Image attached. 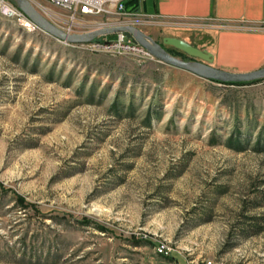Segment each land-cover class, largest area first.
<instances>
[{
	"label": "rangeland",
	"instance_id": "1",
	"mask_svg": "<svg viewBox=\"0 0 264 264\" xmlns=\"http://www.w3.org/2000/svg\"><path fill=\"white\" fill-rule=\"evenodd\" d=\"M29 1L64 31L63 10ZM132 26L201 62L162 44L174 31ZM86 43L0 14V264H264V78L224 85Z\"/></svg>",
	"mask_w": 264,
	"mask_h": 264
},
{
	"label": "crops",
	"instance_id": "2",
	"mask_svg": "<svg viewBox=\"0 0 264 264\" xmlns=\"http://www.w3.org/2000/svg\"><path fill=\"white\" fill-rule=\"evenodd\" d=\"M13 3L14 0H10ZM126 13L189 41L202 34V50L218 69L246 73L264 67V0H124ZM107 40V38L105 37ZM197 47L196 44H192Z\"/></svg>",
	"mask_w": 264,
	"mask_h": 264
},
{
	"label": "water",
	"instance_id": "3",
	"mask_svg": "<svg viewBox=\"0 0 264 264\" xmlns=\"http://www.w3.org/2000/svg\"><path fill=\"white\" fill-rule=\"evenodd\" d=\"M19 9L43 32L52 37L70 43H86L94 40L101 35L123 32L128 38L141 44L154 58L167 65L191 72L203 79L214 80L221 83H244L264 78V67L246 73H233L218 69L212 66V53L201 50L186 41L176 37H164L162 44L171 46L186 55L201 60L186 62L170 55L160 44L156 43L151 37L145 35L133 26H114L96 29L83 34H68L61 31L47 19H45L30 3L29 0H14Z\"/></svg>",
	"mask_w": 264,
	"mask_h": 264
},
{
	"label": "built area",
	"instance_id": "4",
	"mask_svg": "<svg viewBox=\"0 0 264 264\" xmlns=\"http://www.w3.org/2000/svg\"><path fill=\"white\" fill-rule=\"evenodd\" d=\"M46 3L63 10L66 14V26L63 27L66 33L74 32L75 21L78 17H97L100 14L114 13L117 17L115 21L98 22L95 28L134 25L137 20L142 18L126 13L124 0H43ZM0 14L15 21L19 26L27 31L39 29L20 9L10 0H0ZM135 16V17H132ZM135 18V19H134ZM139 18V19H138ZM60 20V19H59ZM113 41L104 40L103 42L86 43L89 51H101L113 55H131L138 58H151L150 53L138 42L133 41L124 35L123 32L115 33ZM159 253H166L164 245H159Z\"/></svg>",
	"mask_w": 264,
	"mask_h": 264
},
{
	"label": "trees",
	"instance_id": "5",
	"mask_svg": "<svg viewBox=\"0 0 264 264\" xmlns=\"http://www.w3.org/2000/svg\"><path fill=\"white\" fill-rule=\"evenodd\" d=\"M124 3V2H123ZM124 8H125V3H124ZM126 9V8H125ZM212 82H216V83H220V84H224V85H237V86H240V85H245V84H248V82H244V83H221V82H218V81H214V80H211ZM19 202L21 203V200L19 198Z\"/></svg>",
	"mask_w": 264,
	"mask_h": 264
}]
</instances>
